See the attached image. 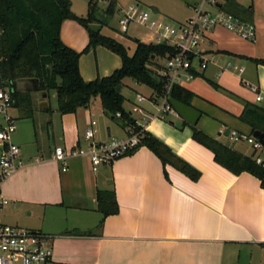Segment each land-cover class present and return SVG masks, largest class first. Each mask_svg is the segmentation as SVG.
<instances>
[{"label": "crops", "instance_id": "1", "mask_svg": "<svg viewBox=\"0 0 264 264\" xmlns=\"http://www.w3.org/2000/svg\"><path fill=\"white\" fill-rule=\"evenodd\" d=\"M234 1L249 9L247 19L255 26V41L216 27L201 46L210 57L209 64L184 87L194 94L191 106L199 107L193 123L197 126L200 115L209 114L216 126L201 131L252 157L255 152L248 144L230 142L226 135L229 129L251 133L237 118L246 102L264 108V63L256 61L264 60V0ZM111 2L114 12L124 5L118 0ZM195 3L196 0L187 2L191 12L188 17ZM87 7L88 12L89 3ZM69 21L62 22L60 37L79 51L81 37L74 26L67 24ZM101 29L102 26L100 32ZM98 47L103 46L90 51L95 52ZM87 55L79 57V70L85 80L110 74L96 73L84 58ZM223 58L234 59L232 62L240 64L243 71L222 67ZM231 72L240 84L231 85ZM202 79L218 85L209 83L218 97H200L189 87L197 86L195 81ZM246 82L257 85L260 100L255 99ZM28 84L34 85L29 81L23 87ZM221 86L235 94L237 90L241 99L223 91ZM141 87L147 88L148 93H141ZM125 88L144 96L152 91L130 78L123 80L122 94ZM39 92H30L31 110L16 106L11 110L17 125L12 139L20 147L24 166L2 183L1 194L8 203L0 209V218L5 223L48 235L51 264H264V189L258 178L248 172L234 174L217 163L213 152L194 140L190 130L175 126V120L182 121L177 112L159 119L152 116L153 108L145 101L139 103L143 112L133 117L145 121L147 132L197 169L200 175L196 180L170 163H163L146 146L110 165H102L95 172L84 157L71 158L63 171L52 157L54 148L83 144V133L93 115L100 118L99 126L95 121L97 141L122 138L126 136V127L104 112L97 97L75 113L60 114L57 102L50 106L48 94ZM129 103L138 104L136 96ZM124 104L123 108L131 111ZM178 104L181 103L176 107ZM30 118L32 126L26 120ZM97 190L113 191L117 206L114 213L104 216L97 209Z\"/></svg>", "mask_w": 264, "mask_h": 264}, {"label": "trees", "instance_id": "2", "mask_svg": "<svg viewBox=\"0 0 264 264\" xmlns=\"http://www.w3.org/2000/svg\"><path fill=\"white\" fill-rule=\"evenodd\" d=\"M89 5L87 16L80 17L72 11L70 0H0V87L9 89L14 106L26 110H31L32 90L45 93L54 90L60 114L75 113L97 97L105 113L115 117L120 112L119 120L124 125L125 122L132 124L134 120L123 108L125 97L116 90L117 85H123V80L130 78L160 93L163 82L155 75L152 66L157 65L156 57H163L174 50L165 44L137 40L133 53L129 54L120 42L100 32L104 22L94 16L93 4L89 2ZM224 7L247 18L249 9L234 0H225ZM113 13L114 3L111 2L106 14ZM67 19L77 21L87 30L88 43L81 51L66 45L60 37L61 24ZM91 23H97V26H91ZM97 46L117 54L121 65L109 75L85 80L79 70V57ZM256 61L264 63L263 59ZM29 81L36 82L35 89L33 84H28V89L23 88L21 83ZM209 83L218 87L214 82ZM193 96L184 86L176 85L168 100L176 109L177 103L190 104ZM237 118L250 128L251 133L254 130L264 133V108L261 106L246 102ZM192 137L213 152L217 163L234 174L248 172L254 175L264 189V168L251 156L197 129L195 123L192 124ZM140 146L148 147L163 163H170L189 178L196 180L199 177L197 169L149 132H143ZM96 199L97 209L104 216L117 210L113 191L97 190Z\"/></svg>", "mask_w": 264, "mask_h": 264}, {"label": "built area", "instance_id": "3", "mask_svg": "<svg viewBox=\"0 0 264 264\" xmlns=\"http://www.w3.org/2000/svg\"><path fill=\"white\" fill-rule=\"evenodd\" d=\"M91 1H102L107 5L111 3V0ZM224 5L225 0H196L192 15L176 24L144 8L138 1L115 8L123 33H127L130 24H136L150 32L148 43L165 44L173 48L172 53L163 56L164 63L157 62V65L152 66L155 75L163 82L162 91L157 93L152 90L148 96L136 94L138 104L127 111L134 123L125 122L126 136L97 141L94 139L93 129L96 122L92 120L83 133L85 146L79 143L68 148L56 146L52 157L63 171L67 170L71 158H86L91 170L95 172L102 165H110L116 159L140 148V141L146 130L145 121L133 117V114L143 112L139 103H150L153 108L152 116L159 119L177 115L168 100L172 88L176 85L184 86L206 69L210 57L201 46L207 41L208 33L216 27H223L242 39L255 41L254 24L243 15L227 11ZM228 67L240 73L243 71L242 67L235 64L228 63ZM247 84L255 94V99L260 100L262 96L257 85ZM13 103L9 89L0 88V209L8 203V199L1 194L2 183L24 166L20 147L12 139L17 129L16 120L11 114ZM115 117L120 119L121 113L117 112ZM226 137L230 142L248 144L255 152L253 160L264 168V144L252 133L229 129ZM51 261L52 248L48 235L4 223L0 218V264H51Z\"/></svg>", "mask_w": 264, "mask_h": 264}, {"label": "rangeland", "instance_id": "4", "mask_svg": "<svg viewBox=\"0 0 264 264\" xmlns=\"http://www.w3.org/2000/svg\"><path fill=\"white\" fill-rule=\"evenodd\" d=\"M132 1L140 2L144 8L148 9L151 12H154V9L157 10V14L159 17L165 18L167 21L171 22L172 24H176L177 22L185 20L188 17V15H190L191 13L190 9H188V6H187V2H189L190 0H118L119 4L120 3L126 4ZM89 2H91L94 6V12H93L94 16L97 19L104 22L102 29H101V33L103 35L116 39L118 42H120L125 47L128 53L130 54L133 53L136 47V44H137V40L142 41V42H147V43L149 42L151 38L150 32L147 29L141 26H138L136 24H130L128 26L127 33H123L121 31V25H120V21H119V17L117 13L114 12L112 15H110V14H106L103 11V10H106L107 6L109 5V4L107 5V3L105 2H102V1L95 2L91 0H72V7H73L75 14L80 17L87 16L88 14L87 4ZM67 24L74 26L73 28H74L75 33L77 31V35L80 34L79 37L81 38L78 39V44L81 45L79 51L83 50V48L85 47L87 43V31L84 29L83 26L78 25L77 21L71 20ZM71 30L72 29H69V31ZM82 55H87V52L82 53ZM84 58H87V60H89L90 68H92V65H93V68L95 69L96 73H99L100 75L102 73L103 74L111 73L114 69L120 67V64H121V60L117 54L103 47H98L95 52L91 50L89 55H87V57H84ZM223 59H224L222 60L223 62H220L221 63L220 65L222 67L228 68V63L236 64L234 61L232 62V60L234 59H232L231 61H228V58H223ZM155 61L162 64L164 63L165 60L163 57L158 56L155 58ZM236 65L241 67L240 64H236ZM231 73H233V76H231V78L229 77L231 81V85L240 84V80L234 77L236 76V74L234 72H231ZM195 82L197 83V86H194V87L189 86V87L200 97H210L211 95L214 97H218V94H216L213 87L206 80L202 79V80H197ZM25 83H28V82H25ZM25 83H21V85H24ZM0 88L5 89L7 87H0ZM221 89L223 91L230 92L226 88H223L222 86H221ZM138 90L139 91L141 90L140 92L144 94L148 93L149 91L147 88H144V87H141V89H138ZM235 92L236 94L233 92H230V94H232L234 98L241 99V96L237 95L238 91L235 90ZM39 93L41 94L42 92H39ZM47 94H48L49 105L50 106L56 105L55 91L50 90ZM123 94L126 97V100L124 102L125 108L126 109L133 108V105L129 103V99H132V98L134 99V97L136 96L135 92L129 90L128 88H125L123 90ZM198 108H199L198 106H191V104H187V105L178 104L176 107V112L178 113L180 118H182V121L180 122L179 119L175 120L176 121L175 126L185 127L187 128V130H190V132H192V124L194 120L196 119V117L198 116ZM13 113L16 114L15 112ZM91 119L96 121L99 126L100 118H98L97 115H93ZM26 120H28L30 126L33 125V121L31 118L26 119ZM89 120L90 119H88V122L90 123L91 120L90 121ZM165 122L170 124L167 120ZM215 126L216 124L213 121V119L209 116V114L202 113L197 121L196 127L200 130L202 129L212 130L213 128H215ZM93 128L95 130L97 126L94 125ZM81 145L85 146L86 145L85 141ZM18 227H23V226H18Z\"/></svg>", "mask_w": 264, "mask_h": 264}, {"label": "water", "instance_id": "5", "mask_svg": "<svg viewBox=\"0 0 264 264\" xmlns=\"http://www.w3.org/2000/svg\"><path fill=\"white\" fill-rule=\"evenodd\" d=\"M32 83V82H31ZM34 85H33V88L35 89L36 88V82H33ZM121 87L122 85L121 84H118L117 87H116V90L118 92H121ZM24 89H28V86L27 87H23ZM42 96L45 98L46 97V94L43 93ZM40 108H42L43 106L39 105ZM46 106V105H45ZM253 136H255L256 138H258L263 144H264V133L263 132H260L259 130H254L252 132Z\"/></svg>", "mask_w": 264, "mask_h": 264}]
</instances>
